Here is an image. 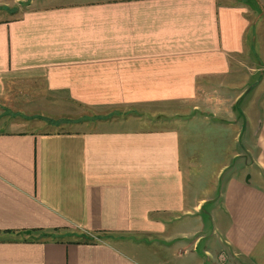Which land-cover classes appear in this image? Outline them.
Instances as JSON below:
<instances>
[{"label":"crops","instance_id":"1","mask_svg":"<svg viewBox=\"0 0 264 264\" xmlns=\"http://www.w3.org/2000/svg\"><path fill=\"white\" fill-rule=\"evenodd\" d=\"M250 55L264 69V0H38L0 16V104L26 115L0 129V264H264ZM60 105L125 117L22 127L58 122ZM196 117L227 126L244 163L191 198L170 123Z\"/></svg>","mask_w":264,"mask_h":264},{"label":"rangeland","instance_id":"2","mask_svg":"<svg viewBox=\"0 0 264 264\" xmlns=\"http://www.w3.org/2000/svg\"><path fill=\"white\" fill-rule=\"evenodd\" d=\"M33 1L37 2L38 0H2V3L5 4H3V10H0V16L6 17L9 15L14 17L19 9H25ZM260 62L261 61L256 58V56L250 55L245 58V65H243V62L240 65V67L244 70H246V64L247 66H250V68L254 69L253 71L251 70V72L254 73V75L251 76L253 77L251 79L252 83L249 86H246L247 89L251 88V86L255 85L256 83L264 82V69ZM261 88L262 85L258 84V88H256L253 93H255L257 90H260ZM66 106L65 108H62L61 105L60 107H58V110L63 112L65 111L66 115L60 116L59 119L61 120L56 123L48 122L47 120H45V117L42 116V124H39V122L37 121L38 117L34 116V120L28 118V122L22 124V127L26 128V130L39 129L42 132L48 131L49 129L55 131H74V129L87 130L99 127L96 121L102 118L106 119L113 117H125L124 113L115 111L111 112V114L109 115L106 113H100L96 116L95 113H92L88 109L84 110L79 108L78 106ZM0 111V129L2 128V130L8 127V118L13 117L17 120L26 118V115L13 113L10 108L3 107L1 104ZM39 112H42V115H45L46 113L45 110ZM47 116L52 118L51 115ZM182 117L184 116H179V118ZM183 121L177 120L170 124L178 129L179 140L181 141V163L182 167H184L185 169L184 180H186V190L188 191V193H190L191 198H195L199 194L202 197L208 196V194L212 193L215 194V185L218 179L216 178V174L223 165H225L224 168L227 169L220 176L218 188L221 187V182L224 181L226 179V176L233 170L236 174L241 175L240 171H238V169L236 168H238V166H243L244 159L237 158V156H235V153H237V151L240 152V145L239 143H237L239 138L235 139L236 137L234 138L233 136H230L229 128L227 126H222L221 124L214 125L212 123L210 124V126H206V124L203 125L200 122V119H197V117L192 122L187 123V121ZM131 125L136 124L132 123ZM186 158H188L187 162ZM244 177L247 176L245 175ZM218 191L219 192H217V195L211 197L214 199L216 198L217 200L219 198L218 195H220L221 192L220 189ZM209 206V203L206 204L203 210L209 209Z\"/></svg>","mask_w":264,"mask_h":264},{"label":"trees","instance_id":"3","mask_svg":"<svg viewBox=\"0 0 264 264\" xmlns=\"http://www.w3.org/2000/svg\"><path fill=\"white\" fill-rule=\"evenodd\" d=\"M88 239V238H87Z\"/></svg>","mask_w":264,"mask_h":264}]
</instances>
